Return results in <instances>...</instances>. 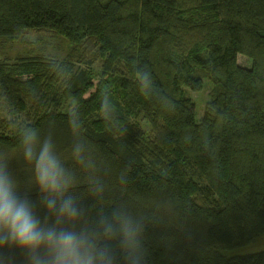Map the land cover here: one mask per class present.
<instances>
[{
	"label": "trees",
	"instance_id": "1",
	"mask_svg": "<svg viewBox=\"0 0 264 264\" xmlns=\"http://www.w3.org/2000/svg\"><path fill=\"white\" fill-rule=\"evenodd\" d=\"M27 30L72 48L0 62V164L19 194L40 195L22 144L35 131L71 177L82 215L67 223L98 231L114 264L113 211L135 224L140 264H264L222 252L264 234V0H0V44ZM206 78L198 122L185 88Z\"/></svg>",
	"mask_w": 264,
	"mask_h": 264
},
{
	"label": "clouds",
	"instance_id": "2",
	"mask_svg": "<svg viewBox=\"0 0 264 264\" xmlns=\"http://www.w3.org/2000/svg\"><path fill=\"white\" fill-rule=\"evenodd\" d=\"M23 155L33 164L36 186L40 195L35 200L19 194L16 180L7 164H0V264H15L14 247L26 250L28 264H114L109 247L100 244L96 230L62 227L74 223L82 210L73 196L67 195L72 180L53 149L50 139L43 142L35 131L22 138ZM46 209L37 213V204ZM107 240L121 239L127 264H140L138 231L131 218L113 211L111 218L101 220Z\"/></svg>",
	"mask_w": 264,
	"mask_h": 264
},
{
	"label": "rangeland",
	"instance_id": "3",
	"mask_svg": "<svg viewBox=\"0 0 264 264\" xmlns=\"http://www.w3.org/2000/svg\"><path fill=\"white\" fill-rule=\"evenodd\" d=\"M72 44L67 39L52 34L51 32H38L35 30H27L23 36L13 44H0V62L1 61H15L17 58L27 56H50L53 58L64 59L69 50H71ZM238 62L244 67L252 66V59L244 54L238 55ZM102 61L94 63L93 70L95 74L100 71ZM78 68L85 67L84 64L75 62ZM75 66V67H76ZM98 77L95 78L97 80ZM212 91V82L209 78L205 79L204 88L200 91H194L189 88H185V94L192 98L196 103V120L199 122L204 116L206 104L210 99ZM139 120L145 128H147V121L140 116ZM62 227L71 229L69 223H64ZM264 250V234L258 235L248 244L238 246L228 250H222V252L228 256L242 255L248 253H255ZM12 254L15 256V264H28L27 251L14 247Z\"/></svg>",
	"mask_w": 264,
	"mask_h": 264
}]
</instances>
